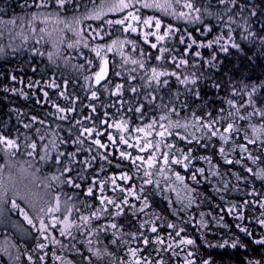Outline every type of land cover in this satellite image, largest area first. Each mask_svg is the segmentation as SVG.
Returning a JSON list of instances; mask_svg holds the SVG:
<instances>
[{
    "label": "trees",
    "instance_id": "trees-1",
    "mask_svg": "<svg viewBox=\"0 0 264 264\" xmlns=\"http://www.w3.org/2000/svg\"><path fill=\"white\" fill-rule=\"evenodd\" d=\"M83 0H68V7L66 10H61V16L73 13H80L90 7L88 1ZM197 7L202 9L211 8L213 12H221L223 10L222 5H218L217 0H193ZM238 4H246L254 6L258 9V14L250 20L254 29L259 31L261 25H264V0H237ZM32 0H0V22L6 19L14 18L18 22L19 18L23 16H31V13L36 11L31 7ZM81 5L80 8L75 9L73 4ZM27 5V6H26ZM68 12V14H67ZM141 14L144 16L154 15L160 17L164 21V28L167 24H175L176 28L180 31L177 35L166 38L160 42L161 47H165L170 51L166 53V59L164 62L157 61L156 56L159 55V51L156 48H152L146 41L143 40V32L148 30L155 32L156 30L149 26L147 29L143 24H140V32L124 33L121 25H113L111 29L105 28V32H110L111 35L125 37L128 40H135L139 47L144 49V52L151 54V59L148 60L149 68L156 64L165 68L177 67L179 61L173 63L172 55L177 57H184L189 60L187 66V72L198 77L197 83H189L185 85L179 82L176 76H164L161 78V82L157 84L155 81L149 83L146 79H142L143 73L139 70L131 71V75H135L137 79L132 81L129 77V71L136 66L128 65L123 68L118 77L114 78L113 82L107 81L110 85L111 91L105 89L103 86L96 87V90L100 92V95L96 98L91 97L89 90V81L84 79L89 75V70L95 71L98 59H95L92 49H82L80 51H74L71 53L69 59H61L60 57H49L48 50L51 45L47 43H41L38 47L37 44H33V41H28L26 45L18 49H4L3 53H0V131H4L6 135L13 138L19 137L20 148L17 150V157L19 160H27L29 162L36 160V157H29L28 152L31 151L30 144L31 139L38 141L37 155L42 154L43 145L39 143V136L35 135L36 128H43L47 130L48 125H42L40 123L34 124L31 129L25 130L23 124L20 123V119L27 123L31 121L32 116H39L43 120L49 121L52 129H56L59 125L58 133L60 136V151L62 153L76 152V157H63V163L57 165L55 160L48 162L37 161L36 167L43 164L38 172V179L45 182H50L54 187L50 190V195L53 198L56 191L62 193L61 200H66L69 197L74 196L73 202L76 208L79 210L83 204H88L89 207L85 208V213L95 211L100 207V186L98 181L93 187L92 177L96 176L98 179L103 180L108 177V181L105 186L104 195L112 196L113 185L111 184V174L113 172L120 173L127 171L133 176L130 181L117 179L118 184H123L125 187H131L132 185H140L141 180L136 177L135 168L136 164L130 162L126 157L120 156L121 147L125 151L128 150L126 145L116 147L112 143H109V137L105 134L110 131L113 135L119 137V130H114L112 124L114 120H120L122 117L129 124L131 133L127 137L131 139V136L136 135V129L138 127H144L146 124L153 122L152 118L156 117L158 123H164L160 121L159 117L165 113H170L173 107L176 109V114L172 115V119H179L181 123L185 119L191 121L193 112L197 116H206L211 111L212 117L216 118L220 116V109L225 110V116H227L229 110V99L236 100L239 104H244L248 100V92L253 85H261L264 82V52H259V42L257 41L253 45L248 40L241 41L239 39V31L237 30V39L241 43L243 51L236 48H230L228 52L221 50V45L214 44L212 47H208V41H214L215 38L221 33L223 23L227 21V14L223 16V20H218L217 16H209L207 12L202 13V19L198 21H185L183 19H176V17L169 16L167 14H161L159 12L141 10ZM233 14V13H228ZM238 15V12L236 13ZM248 12L245 11L244 15ZM112 19L119 17L108 16ZM106 24V18L102 19ZM101 20L87 22L86 23V36L90 39V44H94L96 41L100 42L102 39L94 38L92 32L89 30L91 27L98 28L101 24ZM211 23L213 29L209 31L203 25ZM85 24V23H84ZM84 26V27H85ZM236 25L233 28L236 29ZM186 33H191V37ZM226 34V33H225ZM264 35V33H260ZM184 35L185 41H180L179 36ZM195 38L196 44H193L188 52L184 49L188 47V43L191 39ZM153 42H156L155 36H150ZM199 41H203L204 45L201 46ZM92 48V47H91ZM129 49L133 51V55L139 57V53L134 51L129 45ZM199 51L202 53L201 57H196L195 53ZM254 57V54H257ZM215 57V59H213ZM88 60H92V64H88ZM198 62V63H197ZM79 65H84L83 69L79 68ZM89 65V69H88ZM184 72L185 69H179ZM15 75L18 79L13 81L12 76ZM55 81L58 85L57 88H52L51 84ZM65 80L68 81L65 86ZM163 80H167L168 83L164 84ZM40 81L39 84H36ZM33 86L30 88L29 84ZM117 83H123L124 89L120 94L115 92V85ZM220 84L221 87H215V84ZM245 85H248L245 88ZM7 86V88L5 87ZM23 88L28 93L27 96L21 95L19 92H12L10 88ZM132 87L137 88V92L132 93ZM236 87L237 93H232L231 89ZM197 89L200 92V96L196 95ZM48 92V97L44 96V92ZM65 91L66 96H61L60 92ZM76 97H79V101H76ZM254 104L252 106L245 105L244 114L252 112L254 107L264 108V87H258L256 92L252 96ZM75 102V112L69 111L65 113H59L54 115L57 110L54 107L53 102L59 103L61 107L71 109ZM95 105V110L90 105ZM144 105L142 111L144 120L141 121L140 112L137 109L140 105ZM17 110H23L20 112L18 119ZM235 110V106H233ZM107 113V117L105 115ZM67 116V119L64 116ZM87 118V119H86ZM107 120L105 125L103 121ZM77 121H80L77 124ZM229 121L225 119L223 121L224 127L227 126ZM251 122H258L256 120ZM250 123L248 120L237 119V126H247ZM93 127L98 129L97 133L92 134V139H88L87 136L82 135V129ZM71 129V131H69ZM156 133H159L160 129H155ZM188 132L191 133L192 129L189 127ZM44 133L41 132L40 135ZM244 132L241 131L238 135L233 131L230 135L236 144L247 143L248 149L255 156L261 157L260 162L253 163L249 159L246 153L242 152L239 148L232 149V143L226 144V153H221L220 146L224 143L219 136L212 137H200V133L197 130L195 135L198 137L195 141L189 137L188 141L181 140L178 136L171 138L166 137V143H172L176 141V148H183L185 151L193 149L189 156V168H184L183 162L179 165L173 163L172 165V177H160L159 175L152 177L155 181L160 180L161 186L164 182L170 186L169 188H163V191L157 189L155 183L150 186H146L144 195L149 197L152 203V207L146 209L148 215H145L144 211H132L128 206L125 207V211L117 218L112 215L115 212L114 205L110 206L107 219H116L118 225H123L122 229H118L125 234L140 231L144 235L150 236L153 239V243L144 246L143 240L132 237L131 235H125L124 240L131 241L128 247H140L141 249H147L143 252L144 255L152 254L155 256V252L159 248L163 247V255L165 260L171 257V253L167 252V244L156 245L154 243V235L151 234V225L149 224L147 229L140 228L141 221L145 219H154L152 213L161 215L164 219L159 222V229L156 234L163 235L165 232L170 231L167 227L169 221L179 222V218L172 211V207L169 206V199L176 201L177 191L181 197L187 198L188 195L196 197V203L193 204L191 211H185L179 203H175L174 207L181 208L180 216L186 218V222L183 223L185 233L187 235H193L197 240V252L198 255L212 256L214 258V264H247L251 255H259L264 252V248L254 244L252 237L248 236L242 231L241 227L237 225L247 226L253 231V235H264V226H259L256 221L260 218V214L264 213V207L252 203V201L260 199L261 195H264V181L259 178H252L248 180H242L237 178V173L240 176L249 177L252 174L247 172V167L252 166L254 168L264 165V145L261 144L259 137H252L256 139V143L252 144L249 141L243 139ZM143 136V133H139ZM26 136L29 137L26 140ZM80 136L83 143L77 141ZM100 138L107 147L99 148L95 145V139ZM159 139V137H156ZM92 151L89 152L88 149ZM79 151L77 152V150ZM165 150H168L165 148ZM230 150V151H229ZM101 152L108 157V160H104L101 156ZM139 151L133 149V155H138ZM176 151L173 150V155ZM56 153L53 152L52 156L55 157ZM148 155H151L149 152ZM182 155V154H181ZM227 156H232V161L229 162ZM86 157H94L91 161L92 167L88 168L83 164ZM192 157H195L193 159ZM201 157H209V160L202 159ZM15 159V158H14ZM241 159H244V164L238 163ZM69 160L72 161V175L75 177L77 173L80 174L79 179L76 180V187L71 184L65 183L63 186L57 184L55 181H50V174L55 173L59 168L63 171V167L68 165ZM6 162L5 150L3 145L0 144V164ZM33 165V166H35ZM204 168L203 174L199 173V169ZM180 172L185 177V181L181 182L175 179V172ZM197 172L196 180H192V173ZM144 173L141 172L140 176ZM66 178V174H65ZM225 181H228L226 184ZM187 184L189 187L185 188ZM253 185L257 189V194L252 195L251 189ZM93 187V193L89 194L87 189ZM41 191L44 187H40ZM195 189V192L191 190ZM116 195L120 200L123 199V195L117 189ZM136 200V197H135ZM245 201H249L245 205ZM17 203L21 208L26 210L27 207L24 202ZM143 203L141 199L136 201L135 207L139 209V205ZM11 209L8 210V217L12 219L14 226H0V264H61L60 261L53 259L52 253L56 252L57 255H63L67 259H70L73 264H111V260L117 257L123 256L127 259L128 256L124 252V243L121 242L119 246L112 243L114 233L111 230L109 224L107 229H100L99 234L88 237L87 232L74 231L73 238H69L67 235L61 236L60 229L55 228L53 232L56 238L61 240V244H55L49 240H45L40 237L37 230L29 229L25 225V221L21 216L20 209L12 207L11 200L9 201ZM232 211H229V208ZM242 213V218L237 216L236 213ZM204 213L203 219L207 221L206 224H201V215ZM79 212L73 213L72 219H77ZM196 223H191L187 218L193 216ZM252 217L253 219H249ZM219 221V222H218ZM105 223V218H94L93 226L98 227ZM21 225L25 227L22 228ZM21 228V231L18 229ZM23 229H27L28 235H25ZM90 230V229H89ZM201 233L204 235L202 236ZM51 235V233L49 234ZM39 237V239H38ZM205 237L210 242L204 243ZM91 240V246L93 248L97 246L109 247V250L114 253L112 258H102L97 261V258L93 255L91 261H88L90 255L88 240ZM224 239L238 240L236 248H232L231 244L221 248L217 245V242L223 243ZM9 241L11 246L17 249L20 248V260L14 259L17 255V250L12 253L3 249V245H6ZM165 241L166 237H165ZM39 243H46V249H37L36 245ZM26 245V248H25ZM63 245V246H62ZM247 245L245 250L243 247ZM77 249L79 251H77ZM31 252L34 261H28L27 253ZM43 253L47 254V259L41 260L40 257ZM158 258V257H157ZM182 259V257H181ZM172 264H176L177 258L171 257Z\"/></svg>",
    "mask_w": 264,
    "mask_h": 264
},
{
    "label": "snow or ice",
    "instance_id": "snow-or-ice-1",
    "mask_svg": "<svg viewBox=\"0 0 264 264\" xmlns=\"http://www.w3.org/2000/svg\"><path fill=\"white\" fill-rule=\"evenodd\" d=\"M218 5L223 6V10L219 13L213 12L211 8L202 9L197 7L193 0H100V3L97 5L93 0V7L88 10V16L90 18H94L96 20H101V24L98 28L91 27L90 31L93 34L94 38L102 39L108 33L105 32V28L111 29L113 25H121L122 31L124 33L130 32H140L141 29L139 27L140 24H143L147 29L149 26L154 28L156 31L150 32L145 30L143 32V40L146 41L152 48H156L159 51V55L155 57L157 61L164 62L166 59V53L170 50L161 47L160 42L164 41L168 37H172L179 33V29L176 28L175 24L169 23L164 28V21L160 19L158 16L149 15L144 16L141 14V9H160L161 11L168 12L170 15L176 17V19H183L185 21H198L202 19V13L207 12L209 16H217L218 20H223V16L227 14V21L223 23V27L221 29V33L215 38L214 41H208V47H212L214 44L221 45V50L224 52H228L230 48H236L238 50L243 51L241 47V43L238 42L237 39V30L239 31V39L241 41L248 40L253 45L256 42H259L260 48L259 52H264V35L260 33H264V25H261L259 31L254 29L250 20L254 18L258 14V9L254 6L246 5V4H238L237 0H217ZM139 5V7H138ZM27 6V5H26ZM75 9L81 7L79 4H73ZM31 7L35 8L36 11L31 13L32 19L26 20V23L31 25V30L33 32L37 31L36 22L44 21L47 22L49 20L55 19L58 23L64 24V31L69 28H72L74 24H81V21L84 19L83 16L77 18L73 16L70 20L67 17L61 16V10H66L68 7V0H32ZM247 11L248 14L244 15V12ZM193 12L195 15H193ZM238 12V15L236 14ZM117 13L119 14L118 19H112L108 17L106 14ZM233 13V14H228ZM102 18H106V24L103 22ZM15 19L10 21V23L15 24ZM233 25H236V29L233 28ZM23 27V25H22ZM206 29L211 31L213 29V25L211 23L203 25ZM40 32H45L47 29H39ZM226 33V34H225ZM78 35L83 37V27L81 25L80 29L77 32ZM155 36L156 42H153L150 39V36ZM187 36L191 37V33H186ZM180 41H185V36H179ZM88 41H72L69 43V47H74L75 45ZM197 41L195 38L191 39V42L188 43V47L184 49L185 52H188L193 44H196ZM201 46L204 45L203 41H199ZM127 45H131V48L138 52L140 55L138 58L134 59L131 55H128L125 51ZM89 47H92L96 52V55L101 58L99 69L97 71L89 70V75L85 76L84 79L89 81V90L90 95L93 98H96L100 95V92L96 90L95 86H103L105 89L111 91L110 85L106 82V77L109 74V58L107 53H114L116 51L120 52L122 58H126L125 62L131 61V64L136 66L134 69L129 71V77L132 81H135L137 77L135 75H131V71L139 70L143 73L142 79H146L149 83L155 81L157 84L161 82V78L164 76H176L177 80L185 85L189 83L196 84L198 77L192 75L187 72V66L189 65V60L184 57H177L175 54L172 55L173 63L179 61L177 67L165 68L162 66H157L153 64L150 68L148 65V60L151 59L150 53H145L142 47L137 45L135 40H128L127 36L124 37L123 40L117 38L111 40L110 43H97L95 45L89 44ZM4 49L0 48V53H3ZM258 55L254 54V57ZM196 57H201L202 53L197 51L195 53ZM49 57L51 58V53H49ZM215 59V57H213ZM198 63V62H197ZM88 64H92V60H88ZM79 68L83 69L84 65H79ZM123 67V65H122ZM179 69H185L184 72H181ZM18 78L13 75L12 80L15 81ZM40 81H37L36 84H39ZM65 86H67L68 81L65 80ZM164 84H167V80H163ZM33 85L30 83L29 87L31 88ZM52 88H57L58 85L53 80L51 84ZM7 88V86H5ZM215 87L220 88V84H215ZM248 85H245L247 88ZM258 87H264V82L261 85H253L251 90L248 92V100L244 102V104H239L234 99H229V110L227 116H225V110L220 109V116L213 118L212 112L209 111L206 116H197L194 112L192 114V119L189 121L185 119L183 123L179 119H172V115L176 114V109L173 107L170 113H165L159 117L160 121H164V123H158L157 118L153 117V122L150 124L144 125V127H138L136 129L137 134L131 136V139L127 137L131 133V128L129 124L122 117L120 120H114L112 124V128L114 130H119V137L113 135L112 132L108 131L105 134L109 137V143H112L116 147H120L122 145H126L128 150L125 151L123 147L120 150V156L126 157L130 162L137 165L135 168L136 177L141 180L140 185H132L131 187H125L123 184H118L117 179L119 177L120 180L130 181L133 179V176L129 174V172L124 171L120 173L113 172L111 174L110 180L111 184L114 186L112 191V196L104 195V190L106 183L108 181V177L103 180L98 179V177L93 176V187L95 183L98 181L100 186V201L101 205L95 211H90L85 213L84 209L94 206H89L88 204H83L82 207L78 210L76 208L75 203L73 202L75 194L73 197H69L66 200H61L62 193L60 191L55 192L54 202L53 198L50 195V190L54 187L50 182L41 181L44 184V190H32L29 188L25 192H21L18 184H17V172L14 169H18L21 175H34L32 173L33 165L37 164V161L40 162H48L50 160H55L57 165L63 163V157L67 155L68 157H76L77 153H62L60 151V136L58 133L59 125L54 130L51 128L49 121L41 119L39 116H32L31 121L24 123L22 119H20V112L23 110H17L18 119H20V123L23 124L25 130L31 129L34 124L40 123L42 125H48L47 130L43 128H36L35 135L39 136V143L43 145L42 154L37 155L38 149V141L36 139H31L30 148L31 151L28 152L29 157H36V160L31 162L27 160H19L17 157V150L20 148L19 137L17 135L16 138H13L9 135H6L4 131H0V144L3 145L5 150V158L6 162L4 164H0V205L6 202L11 195L12 205L18 209H20L21 215L27 221L29 225L35 228L40 237L45 240H49L55 244H61V240L56 238L53 229L59 228L61 236L67 235L70 239L73 238V233L79 231L87 232L88 237H92L93 235H97L100 232V229H107L109 224L111 226V230L114 233V237L112 243L114 245L119 246L121 242L124 243V252L127 254L128 258L124 259L123 256L117 257L111 260V264H172L171 257H176V264H214V258L212 256H202L198 255L197 252V240L193 235H184L185 228L182 226L183 223L186 222L185 217L180 216L181 208L174 207L175 203H179L182 205L185 211H191L193 204L196 203V197L193 195H188L187 198L181 197L179 194V190L177 191V199L173 201L169 199V206L172 207V211L179 218V222L169 221L167 223V227L171 229V231L167 234V241H165V237L163 235L156 234L159 229V222L164 218L157 214L152 213L154 219H145L141 221L140 228L147 229L148 225H151V234L154 235V243L156 245H164L167 244V252L171 253V257L168 260H165L163 255H160L161 252H164L165 249L163 247L159 248L158 251L155 252V256L152 254L144 255L147 249H141L140 247H128L131 241L124 240L125 235H131L132 237L137 238V240L142 239L143 245L147 246L153 243V239H150V236L144 235L143 232L136 231L130 234H125L118 229H122L123 225H118L116 219L108 220L106 217L108 215V211L111 205H115L116 211L112 213L114 217H119L125 211V205L131 208L132 211H144L145 215H148L146 209L152 207V203L149 200L147 195H144L146 191V186L153 185L157 189L163 191V188L173 187L170 186L167 181L164 182L163 186H161V182L159 179L153 180L152 177L159 175L160 177H172V165L173 163L179 165L183 162L184 168H189V156L193 149H188L185 151L183 148H176V141L173 140L172 143H166L165 138H171L173 136H178L181 140L188 141L189 137L195 141L198 137L195 135L197 130L200 133V137H207L211 139L212 137L219 136L223 144L220 146L221 153H226V144L231 142L232 149L239 148L242 152L246 153L247 157L253 161V163L260 162L261 157L253 155V153L248 149L247 143L245 144H236L230 135L235 131L238 135L241 131H243L245 141H249L252 144L256 143V139H251L252 137H259V140L262 145H264V108L254 107L252 112L244 114L245 105L252 106L254 101L252 100L253 94L256 92ZM124 89L123 83H117L115 85V92L120 94ZM12 92H19L21 95L27 96L28 93L23 90V88H10ZM132 93L137 92L136 87H132ZM232 93H237L238 89L233 87L231 89ZM61 96H66L65 91L60 92ZM196 95L200 96V92L197 89ZM44 96L48 97V92H44ZM79 97H76V101H79ZM73 107L71 109L61 107L59 103H55L54 107L57 110L54 115L59 113H67L69 111L75 112V102L73 101ZM233 106H235V110H233ZM90 107L95 110V105H90ZM144 105H140V108L137 109L140 112L141 121L144 120L143 109ZM107 117V113H105ZM258 117V122H251L256 120ZM67 119V116H64ZM87 119V118H86ZM227 119L229 122L227 126L224 127L223 121ZM237 119L243 121L248 120L250 123L247 126H237ZM80 121H77L79 124ZM106 125L107 120L103 121ZM159 128V133H156L155 129ZM191 127L192 132L189 133L188 129ZM71 131V129H69ZM43 132V135L40 133ZM98 129L93 127L83 128L82 135L87 136L88 139H92V134L97 133ZM139 133H143V136L139 135ZM159 137L157 139L156 137ZM29 137L26 136V140ZM77 141L81 140V137L78 136L77 140L72 141V143H77ZM95 145L99 146V148H106L107 145L102 142L100 138L95 139ZM167 148L168 150H165ZM133 149L139 151L138 155H133ZM173 150L176 151V154L173 155ZM79 149L77 150V152ZM89 152L92 151L91 148L88 149ZM230 151V150H229ZM55 152V157L52 156V153ZM151 155H148V153ZM103 156L104 160H108V157L100 153ZM182 154V155H181ZM15 158V159H14ZM195 159V157H192ZM202 159L209 160V157H201ZM94 157H86L83 161V164L88 168L92 167L91 161ZM229 162L232 161V156H227ZM72 161L69 160L68 165L63 167V171H60L59 168L55 173L50 174V181H55L57 184L63 186L65 183L74 185L79 187L76 184V180L81 178L80 174L74 177L72 175L71 168ZM238 163L244 164V159L238 161ZM43 166L36 167V172L40 171V168ZM143 172L144 175L140 176V173ZM205 172L204 168L199 169V173L203 174ZM247 172L252 174V176L244 177L240 176L237 173V178L242 180H248L252 178H259L261 181H264V165L259 167H247ZM66 174V178H65ZM197 172L192 173V180H196ZM175 179L183 182L185 181V177L181 175L180 172H175ZM227 184L228 181H225ZM93 187H89L87 192L89 194L93 193ZM185 188L189 186L187 184L184 185ZM117 189L123 195V199L120 200L116 195ZM195 192V189L191 190ZM251 194L256 195L257 189L253 185L251 189ZM23 197L25 201L31 206V214L28 210L21 208L17 203V197ZM129 197H136V201L139 202L141 199L143 203L139 205V209L135 207V205L130 201ZM245 205L249 203V201L244 202ZM259 205L260 207H264V195H261L260 199L252 201ZM229 211H232V208H229ZM79 212L77 219H72L73 213ZM201 215V224H206L207 221L203 219L204 213H200ZM237 216L242 218V213L237 212ZM94 218H105V223L98 227L93 226ZM191 221V223H196L194 215L187 218ZM249 219H253L249 217ZM219 222V221H218ZM259 226H264V213L260 214V218L256 221ZM237 227H241L242 231L246 233L248 236L252 237L254 244L264 248V235L255 236L253 235L254 230H250L247 226L237 225ZM90 229V230H89ZM25 235H28L27 229H23ZM51 233V235H49ZM203 236L204 234L201 233ZM39 239V237H38ZM205 244H209L210 242L205 237ZM89 244V252L90 255L87 258L90 262L92 256L94 255L99 262L102 258H112L114 253L109 250L107 245L101 247L97 246L93 248L91 246V240H88ZM231 244L232 248H236L238 245V240H229L224 239L223 243L217 242V245L221 248ZM63 246V245H62ZM245 250H247L248 246H243ZM26 248V245H25ZM37 249H46V243H39L36 245ZM5 251L7 249H4ZM17 255L14 259L17 261L20 260V248L17 247ZM77 251H79L77 249ZM53 259L55 261H60L61 264H73L70 259H67L62 254L57 255L56 252L52 253ZM158 257V258H157ZM182 257V259H181ZM28 261H34L35 258L31 254V252L27 253ZM41 260L47 259V254L43 253L40 257ZM247 264H264V252H261L258 256L251 255L247 261Z\"/></svg>",
    "mask_w": 264,
    "mask_h": 264
},
{
    "label": "rangeland",
    "instance_id": "rangeland-1",
    "mask_svg": "<svg viewBox=\"0 0 264 264\" xmlns=\"http://www.w3.org/2000/svg\"><path fill=\"white\" fill-rule=\"evenodd\" d=\"M84 1L92 3V0H83ZM94 2L98 5L100 3V0H94ZM93 7V3L90 7H88L86 10L80 13H73L70 14L69 16L67 15H62V17H67L69 20L73 17L76 16L77 18L83 16L84 19L81 21V24H74L72 28L67 29L64 31V24L58 23L55 19L49 20L47 22L44 21H37L36 22V27L37 31L33 32L31 30L32 26L26 23V20L32 19L31 16H23L22 18H19L18 22H15V24L10 23L14 18L6 19L0 22V48L2 49H20L24 45L28 43V41H33V44H37L38 47L41 43H47L51 45L50 49L48 50V53H51V56L61 58V59H69L71 53L74 51H80L82 49H92V53L94 54L95 59H98V64L95 69V71L98 70L99 65H100V60L101 58L96 55V52L94 51L93 48L89 47L90 44V39L88 36H86V23L87 22H93V21H98L94 18H90L88 16V10ZM139 7V5H138ZM145 11H152V12H159L161 14H167L169 16L175 17L173 15H170L168 12L161 11L160 9H141ZM68 14V12H67ZM107 16H114L113 18H116L115 16L119 17V14L117 13H110L106 14ZM193 15L195 13L193 12ZM104 19V18H102ZM118 19V18H117ZM115 20V19H114ZM16 21V20H15ZM85 23V24H84ZM23 25V27H22ZM83 27V37L77 34L78 30L80 27ZM85 26V27H84ZM47 29L45 32H40L39 29ZM108 34L102 38V41L98 42L96 41L94 44L97 43H104L108 44L111 42L113 39H121L123 40L124 37L120 36H114V34L111 35L110 32H107ZM93 36V35H92ZM88 41L87 43L81 42L74 47H69V43L72 41H81V40ZM125 51L127 52L128 55H131L134 59L138 58L137 56L133 55V51L129 49V45L126 46ZM109 62H110V68H111V76L109 82H113L114 78L118 77L120 72L123 70L125 66H128L131 64V61L125 62L126 58H122L120 55L119 51H116L114 53H107ZM123 65V67H122ZM132 65V64H131ZM130 65V66H131ZM89 69V65H88ZM121 75V74H120ZM14 171L17 172V184L21 190V192L27 191L29 188L32 190H38L41 191L40 187H44V184L41 183V179H38V172H36V165L33 166L32 168V173L34 175H21L19 173L18 169H14ZM48 182V181H47ZM130 201L136 205V200L135 197H129ZM11 200V195H9V198L6 202H4L2 205H0V226L1 227H8V226H14L15 224L12 222V219L8 217V210L11 209V205L9 204V201ZM17 200L22 203L24 202L29 213L31 214V206L23 199V197H17ZM14 207V206H12ZM115 207V205H114ZM127 207V205H125ZM116 211V209H115ZM22 216V215H21ZM24 219V217L22 216ZM25 225L29 227V229L36 230L33 228L31 225L27 223V221L24 219ZM22 228L25 227L24 225H21ZM21 231V228L18 229ZM171 231V229H170ZM170 231L165 232V237L167 240V234ZM22 232V231H21ZM38 233V231H37ZM184 235H187V233L184 232ZM6 245H3V249H7V252L12 253L14 250H16L14 247L11 246V243L7 241Z\"/></svg>",
    "mask_w": 264,
    "mask_h": 264
},
{
    "label": "water",
    "instance_id": "water-1",
    "mask_svg": "<svg viewBox=\"0 0 264 264\" xmlns=\"http://www.w3.org/2000/svg\"><path fill=\"white\" fill-rule=\"evenodd\" d=\"M98 69H99V68H98ZM110 76H111V68H110V62H109V74H108V76L106 77V82L109 80ZM95 87H99V86H95Z\"/></svg>",
    "mask_w": 264,
    "mask_h": 264
}]
</instances>
